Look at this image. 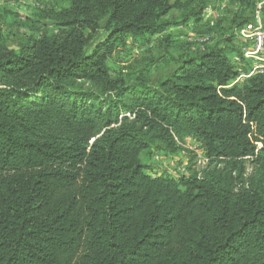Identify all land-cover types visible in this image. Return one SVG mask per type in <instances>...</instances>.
I'll return each mask as SVG.
<instances>
[{"label": "trees", "instance_id": "obj_1", "mask_svg": "<svg viewBox=\"0 0 264 264\" xmlns=\"http://www.w3.org/2000/svg\"><path fill=\"white\" fill-rule=\"evenodd\" d=\"M67 2L18 49L0 29V264H264V72L235 81V49L217 44L155 85L112 77L119 45L208 3ZM175 134L210 168L149 174L141 155L179 148Z\"/></svg>", "mask_w": 264, "mask_h": 264}, {"label": "rangeland", "instance_id": "obj_2", "mask_svg": "<svg viewBox=\"0 0 264 264\" xmlns=\"http://www.w3.org/2000/svg\"><path fill=\"white\" fill-rule=\"evenodd\" d=\"M248 1L251 5L239 0H202L204 7L206 2L208 5L198 23L192 18L181 22V12L171 10L167 17L172 24L163 34L151 36L150 42L129 39L116 48L108 61L111 76L132 80L142 75L155 85L177 68L178 60L196 56L217 44L235 49L230 57L244 75L258 67L264 70V52L245 56L246 52L255 50L257 33H264V0ZM67 4V0H0V29L7 44L18 49L27 37L37 38L44 31L56 30L51 15ZM104 35L99 31L95 42ZM175 136L179 148L170 150L155 143L143 152L141 160L149 167V174L175 177L177 172L190 174L210 168L206 150L199 140L191 135ZM252 168L248 161L247 172Z\"/></svg>", "mask_w": 264, "mask_h": 264}, {"label": "built area", "instance_id": "obj_3", "mask_svg": "<svg viewBox=\"0 0 264 264\" xmlns=\"http://www.w3.org/2000/svg\"><path fill=\"white\" fill-rule=\"evenodd\" d=\"M258 17H259V14L257 13L256 18H258ZM255 40H256L255 50L252 51V52H249V51L246 52L245 56L248 55V54H252V55L258 54L261 51L264 52V33H257V35L255 37ZM255 72H264V70L258 67V68L253 69L252 72L247 73V75H244V73H240V75L238 76V78L235 81H239L244 76H247V77L251 76ZM175 174H176V176H175L176 178L181 177V176H188L189 175L188 171L187 172L186 171L185 172H177Z\"/></svg>", "mask_w": 264, "mask_h": 264}, {"label": "crops", "instance_id": "obj_4", "mask_svg": "<svg viewBox=\"0 0 264 264\" xmlns=\"http://www.w3.org/2000/svg\"><path fill=\"white\" fill-rule=\"evenodd\" d=\"M218 14V13H217ZM250 21H252L253 22V19L252 20H250ZM253 61V60H252Z\"/></svg>", "mask_w": 264, "mask_h": 264}]
</instances>
